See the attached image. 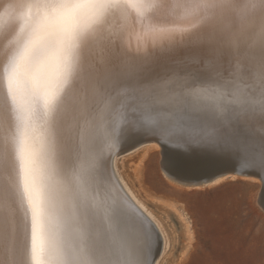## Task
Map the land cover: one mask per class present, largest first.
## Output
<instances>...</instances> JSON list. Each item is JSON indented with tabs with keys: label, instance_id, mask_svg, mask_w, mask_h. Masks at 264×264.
I'll list each match as a JSON object with an SVG mask.
<instances>
[{
	"label": "snow or ice",
	"instance_id": "snow-or-ice-1",
	"mask_svg": "<svg viewBox=\"0 0 264 264\" xmlns=\"http://www.w3.org/2000/svg\"><path fill=\"white\" fill-rule=\"evenodd\" d=\"M0 8V264H156L162 233L106 170L105 149L135 135L170 149L166 174L227 158L264 195V0ZM180 46L198 66L155 71Z\"/></svg>",
	"mask_w": 264,
	"mask_h": 264
},
{
	"label": "rangeland",
	"instance_id": "rangeland-1",
	"mask_svg": "<svg viewBox=\"0 0 264 264\" xmlns=\"http://www.w3.org/2000/svg\"><path fill=\"white\" fill-rule=\"evenodd\" d=\"M161 151L169 152L150 149L133 177L141 192L176 205L190 223L194 239L180 264H264L261 183L233 175L234 179L227 177L204 188H179L163 177ZM223 170H228L227 166L217 164L188 176H180L174 170L170 174L192 182ZM168 221L179 229L170 214ZM167 233L170 237L168 229ZM176 247L178 251L179 246Z\"/></svg>",
	"mask_w": 264,
	"mask_h": 264
},
{
	"label": "bare ground",
	"instance_id": "bare-ground-1",
	"mask_svg": "<svg viewBox=\"0 0 264 264\" xmlns=\"http://www.w3.org/2000/svg\"><path fill=\"white\" fill-rule=\"evenodd\" d=\"M6 3L7 0H0V4ZM2 11L3 8H0V12ZM110 24L113 28L119 29L125 26L126 22L124 19L117 17L111 20ZM137 29L139 30V25H137ZM124 47L130 49L133 55L136 54L137 48H140L142 54L144 41H138L135 35H133L129 42L126 34ZM148 47H152L150 40L148 42ZM0 52H2V46H0ZM198 59L199 57L196 56L192 47L180 46L172 54L171 59L160 57L152 67L155 71H162L163 69H174L177 71L187 70L197 67L196 61ZM150 149H161L156 139L150 135H135L130 138L122 139L119 143L115 144L110 153L105 149L107 175L119 181L120 186L124 189L128 198L154 219V223L162 233L160 244L155 253L156 264H180L181 259H183L184 255L191 248L194 239L190 223L187 221L185 214L177 209L176 205L141 192L136 185L134 180L135 177H133L142 163V158ZM162 150L170 151L167 147ZM220 164L226 165L228 170L213 174L205 180L201 179L188 182L171 177L164 171H162V174L164 179L169 183L176 187L186 189L208 187L222 182L227 177L234 179L235 176L233 175H242V178H251L253 180L250 181L261 183L260 176L255 174H243L248 171L246 169L237 166L235 170H232L233 165L227 161V158ZM169 214L175 220V224H177L179 228L178 230L168 221ZM167 229L170 233V237L168 236ZM177 245L179 246L178 251L175 249ZM7 250L9 252L11 251L10 246ZM3 252L4 249H0V256H2Z\"/></svg>",
	"mask_w": 264,
	"mask_h": 264
},
{
	"label": "water",
	"instance_id": "water-1",
	"mask_svg": "<svg viewBox=\"0 0 264 264\" xmlns=\"http://www.w3.org/2000/svg\"><path fill=\"white\" fill-rule=\"evenodd\" d=\"M167 175H170L171 177L177 178V177L171 175L170 173H168ZM211 176H212V175H211ZM208 177H209V176H208ZM208 177H204V178H200V179H192V180H201V179L205 180V179L208 178ZM238 177H242V175H238ZM185 180H186V179H185Z\"/></svg>",
	"mask_w": 264,
	"mask_h": 264
}]
</instances>
